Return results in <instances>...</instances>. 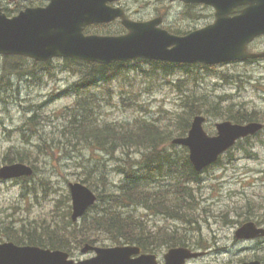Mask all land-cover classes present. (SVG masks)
<instances>
[{
	"label": "rangeland",
	"instance_id": "374dc122",
	"mask_svg": "<svg viewBox=\"0 0 264 264\" xmlns=\"http://www.w3.org/2000/svg\"><path fill=\"white\" fill-rule=\"evenodd\" d=\"M1 1L4 6L15 8V4ZM28 1L22 0L24 3ZM31 1L48 3L49 0ZM122 4L140 18L151 17L158 11L167 14L166 24L181 30L197 25L191 22L190 9L183 8L181 4L170 5L165 0H122ZM116 27L117 24L110 26L111 29ZM255 47L264 50V37L252 45L253 49ZM2 63L0 57V74ZM23 63L30 65L28 61ZM62 63L55 59L46 70L51 75H43L39 70L34 76H24L22 82L18 75L7 73L11 82L16 84L0 89V158L9 148H27L33 152V165L36 167L33 201L29 183L18 187L0 184V219L11 215L22 216L29 221L31 214L33 228L37 229L33 234L47 228V232H53L55 224L59 231H79L80 227H70L68 222L71 204L69 182L87 178L94 183L99 194L115 192L122 176L118 166L124 164L125 159L131 162L139 156L136 151H130L128 156L120 151L110 155L101 148L94 150L83 141L71 142L70 138L63 136L62 131L67 124L65 113L73 108L78 95L64 90L76 80V75L65 70ZM131 63L123 75L110 84L100 82L87 92L97 99L94 108L102 125L147 117L167 129L171 128V136L175 137L178 135L176 119L180 114L189 116L188 105L185 107L189 94L200 99L193 107L195 111L201 108L205 112L210 106L215 114L222 115L225 108L234 109L229 107L233 103L235 107L245 106L247 110H253L257 118L264 120V60L233 63L212 70L190 67L189 73L177 67L171 76L163 75L160 69L144 62ZM135 65L145 66L146 72ZM4 88L8 90L4 91ZM217 100H224L220 102V109L213 105ZM33 103L42 104L38 110L42 123L33 126L32 133L17 134L20 132L18 127L24 128L23 122L30 115L27 110L33 108ZM216 118L208 116V129L215 127ZM135 125L129 124L126 128ZM242 145L254 152L248 153ZM163 148L172 149L168 141ZM221 161L220 165L203 173L202 183L195 187L199 202L190 210V215L184 217L187 220H174L158 213L159 207L146 211L141 205H134L127 211L142 219L147 230L156 233L171 227H195L190 238H198V242L208 244L210 249L204 257L188 264L237 263L239 259L253 260L258 252H264V242L236 240L234 236V231L247 216L264 218V133L250 142L244 141ZM158 190H162V186ZM203 198H208V202ZM101 237L110 243L104 234ZM157 250L163 254L166 249L159 247Z\"/></svg>",
	"mask_w": 264,
	"mask_h": 264
},
{
	"label": "water",
	"instance_id": "95a60500",
	"mask_svg": "<svg viewBox=\"0 0 264 264\" xmlns=\"http://www.w3.org/2000/svg\"><path fill=\"white\" fill-rule=\"evenodd\" d=\"M115 0H52L47 7L27 8L9 18L0 7V54L24 55L38 61L55 56L77 57L109 63L135 57L173 62H205L216 64L248 57L264 56L247 51V43L264 33V0H183L213 5L217 12L215 23L186 36H175L158 28L161 19L135 22L125 16L122 8L108 5ZM247 5L236 16L238 6ZM122 17L129 33L122 36L85 35L84 27L91 23L110 22ZM173 46L172 48H169ZM203 116L195 117L189 136L174 140L190 148V159L197 171L215 162L238 138L254 134L262 128L259 123L247 125L225 121L217 124L218 135L209 136ZM32 169L23 164L7 166L0 177L31 175ZM74 217L81 215L95 202L93 192L80 183L70 184ZM264 235V229L247 222L237 231L243 238ZM139 248L115 247L99 250V256L86 264H157L155 255L131 259ZM17 253L18 260L13 261ZM61 252L37 247L17 248L0 245V264H66ZM185 248L172 249L166 254L167 264H184L187 258L198 257ZM70 264V262H68ZM246 264H261L260 262Z\"/></svg>",
	"mask_w": 264,
	"mask_h": 264
},
{
	"label": "trees",
	"instance_id": "16d2710c",
	"mask_svg": "<svg viewBox=\"0 0 264 264\" xmlns=\"http://www.w3.org/2000/svg\"><path fill=\"white\" fill-rule=\"evenodd\" d=\"M6 11L10 14V10ZM15 58L17 61L12 64L9 63L10 59L8 57L5 59L6 63L2 65L3 75H1V78L7 76V72H14L20 76L25 73L30 75L34 71V69L32 70L33 66L41 68L43 65L33 63V66H25L23 62L27 59L23 57ZM65 62V69L73 70L76 67L81 73L80 79L74 84L75 93L97 86L98 82L108 83L109 79L111 81L112 75L108 66L75 63L76 60H66ZM90 99L96 104L97 99L92 98V96H90ZM196 100L200 102V99L193 94L187 95L185 107L187 108L188 105L187 113L189 112V116L186 117L180 114L176 119L175 126L178 129V136L185 135L191 126L192 116L201 113V108L197 111L193 109L196 106ZM215 107L220 109L219 106ZM221 113L222 115L218 116L238 123L256 118L255 114L243 110ZM67 119L68 123L62 133L64 137L70 138L71 142L82 140L86 146L93 149L101 148L110 155H113L115 151L123 152L125 156H128L130 151H137L141 154L139 160L133 159L130 162V160L125 159L124 164L118 166L122 180L117 186V192L99 195V205L103 206L100 209L104 214L91 218L96 221V225L105 228L109 233H114V239L118 242L136 243L144 246L149 236L144 231L145 223L132 213H124V209L129 208L131 204L145 205L148 209L159 207L161 210L178 216L181 220H187L185 219L186 216L190 215V210H193L195 204L199 202L194 194V186H199L200 176L194 171L186 148L177 150L176 146L173 145H171V150L163 148L164 143L172 138L171 128L167 129L148 119L115 125H102L93 114V104L82 97L67 112ZM33 123H39L37 114L33 115ZM134 123H136L135 126L126 128V125ZM244 149L249 150L247 147H244ZM19 160L24 162V154L20 156ZM164 170L173 172L170 184H162V186H167V189L161 192L148 190L150 187L161 186L159 180L162 179V176L164 177ZM84 181L94 187V183L90 180ZM174 182L178 185L176 192L180 196V206H175L170 202L168 186H171ZM151 199L152 201H149ZM163 235L165 237L161 240L163 243L171 242L172 245H186L185 239L169 235L166 231ZM154 241L155 238L152 237L150 244H153Z\"/></svg>",
	"mask_w": 264,
	"mask_h": 264
},
{
	"label": "flooded vegetation",
	"instance_id": "af4514ba",
	"mask_svg": "<svg viewBox=\"0 0 264 264\" xmlns=\"http://www.w3.org/2000/svg\"><path fill=\"white\" fill-rule=\"evenodd\" d=\"M194 7H198L199 9L201 10H206L205 12L201 11V15H206L207 17L211 16L208 14V8L206 6H198V5H194ZM28 238H29V241H17V240H14V239H11L9 236L6 237V240L7 241H16L18 243V245H33V229L30 231L29 234H25ZM69 254L75 258L76 261H79L81 258H86V257H89V256H92V255H95V252L94 251H91L92 253L91 254H88V255H82L77 249H69Z\"/></svg>",
	"mask_w": 264,
	"mask_h": 264
},
{
	"label": "bare ground",
	"instance_id": "6f19581e",
	"mask_svg": "<svg viewBox=\"0 0 264 264\" xmlns=\"http://www.w3.org/2000/svg\"><path fill=\"white\" fill-rule=\"evenodd\" d=\"M14 79V78H13ZM206 111V110H205ZM247 145V144H246ZM71 153V152H70ZM125 232V231H124ZM199 238H200V236H199Z\"/></svg>",
	"mask_w": 264,
	"mask_h": 264
}]
</instances>
